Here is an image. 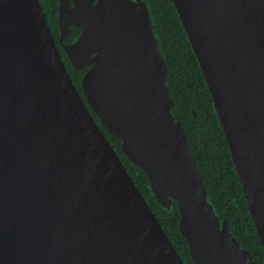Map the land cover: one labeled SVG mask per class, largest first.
<instances>
[{
	"label": "water",
	"instance_id": "water-1",
	"mask_svg": "<svg viewBox=\"0 0 264 264\" xmlns=\"http://www.w3.org/2000/svg\"><path fill=\"white\" fill-rule=\"evenodd\" d=\"M0 0V264H184L94 119L171 211L194 264H257L221 217L146 0ZM264 249V0H172ZM71 25L76 39L64 43Z\"/></svg>",
	"mask_w": 264,
	"mask_h": 264
},
{
	"label": "trees",
	"instance_id": "trees-1",
	"mask_svg": "<svg viewBox=\"0 0 264 264\" xmlns=\"http://www.w3.org/2000/svg\"><path fill=\"white\" fill-rule=\"evenodd\" d=\"M53 36L58 38L57 0H39ZM157 25L161 52L168 66V87L187 139L201 170L210 198L239 243L258 264H264V249L258 238L231 153L213 107L204 75L194 55L172 0H146ZM80 28L72 26L64 42L77 38ZM59 47V44H57ZM67 71L81 91V76L89 66L74 68L63 50ZM94 119L106 135L134 183L152 209L184 264H194L186 239L178 229L179 213L173 200L171 211L162 208L148 188L145 173L129 161L121 150V139L111 135L91 110Z\"/></svg>",
	"mask_w": 264,
	"mask_h": 264
},
{
	"label": "flooded vegetation",
	"instance_id": "flooded-vegetation-1",
	"mask_svg": "<svg viewBox=\"0 0 264 264\" xmlns=\"http://www.w3.org/2000/svg\"><path fill=\"white\" fill-rule=\"evenodd\" d=\"M72 26H74V25H71V27H72ZM76 27H77V26H76ZM79 33H80V32H79ZM66 37H67V35L63 38V42H64L65 40L68 39V38H66ZM55 41H56L57 44H59V47H58V48L62 50V47H61V45H60V43H59V41H58V38H56ZM70 42H71V41H70ZM64 43H69V41H68V42H64ZM57 46H58V45H57ZM61 54H62V51H61ZM63 60H64V59H63ZM257 264H258V263H257Z\"/></svg>",
	"mask_w": 264,
	"mask_h": 264
}]
</instances>
